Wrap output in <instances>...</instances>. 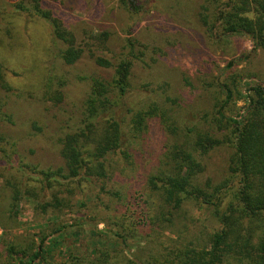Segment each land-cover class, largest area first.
Segmentation results:
<instances>
[{
  "label": "trees",
  "instance_id": "trees-1",
  "mask_svg": "<svg viewBox=\"0 0 264 264\" xmlns=\"http://www.w3.org/2000/svg\"><path fill=\"white\" fill-rule=\"evenodd\" d=\"M121 3L131 15L143 10L138 0ZM204 6L209 13L202 16L201 24L209 38L246 37L264 55V0H204ZM15 9L49 25L62 65L75 66L88 49L94 64L109 76L79 80L86 84V92L75 120L62 106L65 79L47 77L44 82L47 100L65 117V124L73 123L62 133L58 128L60 167L43 169L24 162L19 141L0 133V161L9 171L0 184V228L4 231L0 264H43L47 240L63 236V209L71 205V186L80 189L82 183H105V179L113 183L111 157L118 156L128 164L129 152L148 134L152 121H158L166 143L155 168L139 181L142 219L131 223L132 218L124 215L116 218L110 229L116 226L117 232L109 230L112 237L93 250L95 257L84 256L74 264H264V85L247 83L243 90L242 79L232 71L225 78H213L200 84L209 95V109L185 120L172 118V110L156 101H142L130 109L126 101L131 95L135 61L143 57L142 52L140 58L131 52L112 64L95 56L96 48L79 44L38 0L20 1ZM97 39L101 44L102 39ZM233 66L229 62L226 68ZM13 91L0 66L2 125H15L14 100L25 99ZM238 102L243 103L242 108H237ZM29 125L41 131L36 120ZM219 150L227 152L225 175L219 179L205 176L206 159ZM110 195L121 201L120 192ZM25 198L33 204L30 219L41 217L45 227L37 234L13 238L11 232L19 225ZM194 210L203 211L210 227L194 226Z\"/></svg>",
  "mask_w": 264,
  "mask_h": 264
},
{
  "label": "rangeland",
  "instance_id": "rangeland-1",
  "mask_svg": "<svg viewBox=\"0 0 264 264\" xmlns=\"http://www.w3.org/2000/svg\"><path fill=\"white\" fill-rule=\"evenodd\" d=\"M20 1L31 0H0V66L5 83L13 92L25 96L23 101L11 99L16 112L15 125L0 123V133L19 141L18 151L24 162L43 169L57 168L62 164L57 148L58 128L63 129L62 133L73 123L65 124V117L61 118L54 103L47 100L44 82L47 77L65 79L62 106L74 114L75 120L86 92V84L79 80L91 75L107 78L109 74L94 64L88 49L75 66L62 65L49 25L30 13L16 11ZM38 1L42 9L49 10L63 23L79 44L96 48L95 56L116 64L131 52L139 58V52L143 53L135 61L131 95L126 101L130 109L151 100L171 109L172 118L185 120L191 114H202L209 109V95L200 84L213 78H225L232 71L242 79L243 90L247 83L264 85V55L251 40L241 36L209 38L201 24L202 16L209 13L204 9V0H138L143 10L137 15L128 14L121 0ZM26 7L30 8L29 4ZM97 37L102 39L101 44ZM229 62H234L231 70L226 68ZM236 106L242 108L243 103ZM30 120H36L41 131L31 128ZM165 143L158 121H152L148 134L129 152L132 158L128 164L122 163L118 156L111 157L115 168L113 183L105 179V183H82L80 189L72 185L71 205L63 209V236L55 235L47 240L43 264H74L84 256L92 259L96 255L93 250L112 237L109 230L113 234L117 232L116 226L110 229L116 218L124 215L132 218L131 223L141 220L144 205L142 199L137 200L141 191L139 181L155 168ZM226 158L224 150L210 154L205 161V176L222 178ZM8 173L0 161V184L2 176L7 177ZM115 191L120 192L121 201L111 197L110 193ZM29 199L25 198L20 205V222L11 232L13 238L37 234L45 227L41 217L30 219L33 204ZM80 203L84 205L80 207ZM191 216L195 227H210V219L203 211L194 210ZM189 228L194 229L190 225ZM136 229L141 231L142 227ZM0 230L1 241L4 231ZM144 232L147 234L149 230ZM167 236L171 237L172 233L168 232ZM136 254L145 257L141 252Z\"/></svg>",
  "mask_w": 264,
  "mask_h": 264
},
{
  "label": "built area",
  "instance_id": "built-area-1",
  "mask_svg": "<svg viewBox=\"0 0 264 264\" xmlns=\"http://www.w3.org/2000/svg\"><path fill=\"white\" fill-rule=\"evenodd\" d=\"M1 234H2V232H1V230H0V237H1Z\"/></svg>",
  "mask_w": 264,
  "mask_h": 264
}]
</instances>
